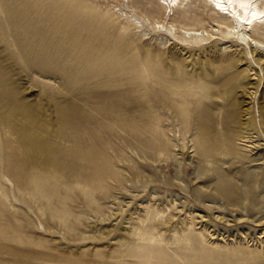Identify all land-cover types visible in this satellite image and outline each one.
Listing matches in <instances>:
<instances>
[{
    "label": "rangeland",
    "instance_id": "obj_1",
    "mask_svg": "<svg viewBox=\"0 0 264 264\" xmlns=\"http://www.w3.org/2000/svg\"><path fill=\"white\" fill-rule=\"evenodd\" d=\"M159 1L0 0V264H264V48Z\"/></svg>",
    "mask_w": 264,
    "mask_h": 264
},
{
    "label": "bare ground",
    "instance_id": "obj_2",
    "mask_svg": "<svg viewBox=\"0 0 264 264\" xmlns=\"http://www.w3.org/2000/svg\"><path fill=\"white\" fill-rule=\"evenodd\" d=\"M181 1L163 0L162 2L159 1L158 4L165 7V12L168 11L169 14L173 15ZM203 3L210 7L214 14L221 19L220 23H231L227 27L237 37L238 45H246L253 49L255 54L260 55L259 48H264V42L252 36L250 32L264 26V0H203ZM132 22L139 27L143 26L141 20L137 18H133ZM172 29L174 32L176 31L174 26L170 25L168 32H171ZM180 33L188 38L202 36V32L192 29L180 28Z\"/></svg>",
    "mask_w": 264,
    "mask_h": 264
}]
</instances>
